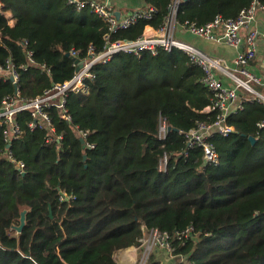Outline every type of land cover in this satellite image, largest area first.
I'll list each match as a JSON object with an SVG mask.
<instances>
[{"label": "trees", "instance_id": "1", "mask_svg": "<svg viewBox=\"0 0 264 264\" xmlns=\"http://www.w3.org/2000/svg\"><path fill=\"white\" fill-rule=\"evenodd\" d=\"M136 1L155 8L153 19L116 38L132 40L145 26L158 28L172 0ZM254 1L264 4L187 0L176 19L203 25L216 16L235 18ZM2 2L15 24L0 15V66H14L24 99L72 76L70 49L84 52L90 44L103 45L106 26L88 6L78 10L67 0ZM23 41L49 74L20 68ZM201 76L177 50L118 55L96 68L87 93L69 95L72 125L49 110L62 135L53 146L45 145L43 130L29 131V115L20 114L22 135L10 150L24 171L0 156V264H118L114 254L140 248L151 230L169 235L170 264H264V130L256 129L264 107L244 103L229 120L234 132L211 138L219 162L201 167V151L186 148L179 134L215 119L214 112H203L211 92ZM13 93L12 83L0 78V101ZM160 120L169 128L163 140ZM73 125L91 132L94 148H84ZM4 150L0 129V153ZM63 195L67 199L60 200ZM23 211L24 226L17 233L13 227ZM187 228L189 236L179 239ZM158 249L144 264H160Z\"/></svg>", "mask_w": 264, "mask_h": 264}, {"label": "built area", "instance_id": "2", "mask_svg": "<svg viewBox=\"0 0 264 264\" xmlns=\"http://www.w3.org/2000/svg\"><path fill=\"white\" fill-rule=\"evenodd\" d=\"M67 3L74 5L78 10L88 6L90 11L106 26L103 35V45L98 49L95 45H88L84 52L70 49L66 55L72 60L73 74L62 83H53L40 95L33 98L24 99L20 96L17 83L18 73L14 66L7 62L3 68L0 66V78L8 79L14 86V93L5 96L0 101V129L5 150L0 153L6 161L11 164L17 172H23L25 165L21 160H17L10 150L14 141L22 135L19 115L27 113L29 121L27 128L34 132L43 130L45 132V145L53 146L62 140V135L56 132L50 109H55L58 115L69 125H72V118L68 110V100L70 94H85L89 90V83L96 78V68L106 65L118 55H133L140 57L144 53L152 56L160 51L171 52L177 50L183 53L190 64L198 67L202 76L200 83L211 92L209 105L203 110L205 113L214 112L213 122H200L190 131H180L186 148L201 151V167L219 162V156L215 146L211 142L214 136L228 137L235 128L229 123L234 114L243 110L244 103L258 102L264 107V97L258 93L253 85L263 84L258 74L250 69V62L255 59L256 40L258 31L254 28L248 29L254 21L257 12H264V4L257 1L252 2L247 8L242 9L235 18L224 19L216 16L212 21L198 25L195 22H177V12L182 0H172L169 6L168 15L163 23L152 34H146L145 26L143 34L132 40L119 39L116 36L120 32L128 30L139 21H150L153 19L155 8L151 5L138 7L117 18L116 11L108 3H99L93 0H67ZM0 15L9 19V25L14 21L10 12L4 9V4L0 0ZM152 28V27H151ZM153 29V28H152ZM177 29L194 37L225 44L238 50L237 55L231 63L222 58L214 57L196 46L189 44L176 35ZM243 29H248L245 36L241 35ZM25 62L20 66L24 71L30 67H37L45 74L50 73V68L44 64L37 65L33 57V51L29 48L28 42L22 43ZM226 78L229 86L223 85L219 77ZM72 129L76 137L82 141L84 148L92 149L94 144L89 142L91 132L80 129L73 125ZM257 132L264 130V119L256 123ZM169 130L164 121H159V138L164 139ZM166 157L159 164V169L164 170ZM67 199L66 195L60 200ZM191 233V228H187L179 239L186 238ZM148 238L144 255L151 251L153 246H165L171 251L169 246V235L166 232L151 230L147 233ZM142 241V240H141ZM142 244L143 241H142Z\"/></svg>", "mask_w": 264, "mask_h": 264}, {"label": "crops", "instance_id": "3", "mask_svg": "<svg viewBox=\"0 0 264 264\" xmlns=\"http://www.w3.org/2000/svg\"><path fill=\"white\" fill-rule=\"evenodd\" d=\"M99 3H108L116 12L124 15L135 8L143 7L144 3L142 1L136 0H93ZM121 9H125L124 13L120 11ZM11 15V13H10ZM12 18V15H11ZM9 21V19H8ZM9 23V22H8ZM15 24V20L11 23L10 26ZM254 28L258 31V38L256 40V53L255 59L250 62L249 66L250 69L258 74L261 78L263 84L258 85L256 87L260 88L262 92H259L264 97V12H257L254 21L249 26L248 29ZM248 29H243L241 31V35L245 36ZM146 34H152L154 29L151 27H146L145 31ZM176 35L179 39L196 46L197 48L201 49L202 51L210 54L214 57L222 58L225 61L231 63V61L235 58L238 53V50L226 46L222 43H217L213 41L203 40L197 37H194L190 34L182 32L180 29H177ZM220 82L225 85L229 86V82L226 78L220 76ZM138 249L135 247H130L124 250H120L114 254V260L118 264H138L140 258V252L138 253Z\"/></svg>", "mask_w": 264, "mask_h": 264}, {"label": "rangeland", "instance_id": "4", "mask_svg": "<svg viewBox=\"0 0 264 264\" xmlns=\"http://www.w3.org/2000/svg\"><path fill=\"white\" fill-rule=\"evenodd\" d=\"M121 12H122V14L124 13V11H125V9H121L120 10ZM253 87L257 90V91H259V92H262L261 91V89L260 88H258V87H256L255 85H253ZM147 238H148V234H145L144 235V237H143V239H142V241H143V243L144 244H141V249L139 250L138 249V253L140 252V251H142V252H140L141 254H140V258H139V262H138V264H140V262H141V260L143 261L144 259H145V256H144V251H145V246H146V242H147ZM141 241V242H142ZM156 246H153L152 248H151V251L155 248ZM159 247V249H158V252L160 253V255H159V257H158V259H160V264L161 263H163V262H168V264H170V259H169V250L165 247V246H158ZM168 250V251H167ZM150 251V252H151ZM144 257V258H143ZM161 257V258H160Z\"/></svg>", "mask_w": 264, "mask_h": 264}, {"label": "water", "instance_id": "5", "mask_svg": "<svg viewBox=\"0 0 264 264\" xmlns=\"http://www.w3.org/2000/svg\"><path fill=\"white\" fill-rule=\"evenodd\" d=\"M182 1H183V2H186L187 0H182ZM115 15H116L117 18H118V17L120 16V13H119V12H116ZM248 141L251 143V145H254V143H255V138L252 137V136H250V137H248ZM80 142L82 143L81 140H80ZM84 158H85V156H84ZM25 213H26L25 211L21 212V214H20V219H19V225L13 227V229H14L17 233H19V232L22 230L23 226H24ZM49 213H50L49 215H50V217H51V210H50V207H49ZM144 256H145V259H144L143 261L141 260L140 264H144V263H145V261H146V259H147V257H148V253L145 254ZM143 258H144V257H143ZM161 264H168V262H163V263H161Z\"/></svg>", "mask_w": 264, "mask_h": 264}]
</instances>
